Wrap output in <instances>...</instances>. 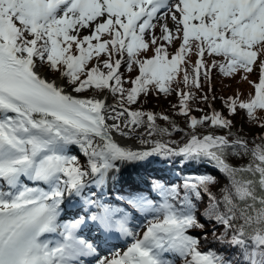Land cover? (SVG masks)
Segmentation results:
<instances>
[{
  "label": "snow or ice",
  "instance_id": "6c2138e0",
  "mask_svg": "<svg viewBox=\"0 0 264 264\" xmlns=\"http://www.w3.org/2000/svg\"><path fill=\"white\" fill-rule=\"evenodd\" d=\"M161 41L180 44L170 54ZM192 54L198 59L189 69ZM206 56L223 59L208 64ZM122 68L139 75L126 80ZM212 68L224 76L259 69V82L249 81L254 96L226 106L231 115L241 109L252 122L260 120L264 0H0V264H86L85 258L87 264H174L166 254L184 264H264V136L250 148L245 138L229 139L233 124L222 113L190 116L191 89L202 91L201 78L210 81ZM45 73H59L71 91ZM88 89L119 100L109 105L73 94ZM150 92L179 95L180 114L190 117L193 130L183 146L140 136L152 146L134 150L114 139L138 135V127L148 137L173 135L155 123L174 124L166 114L127 107ZM205 123L228 135L198 136ZM73 150L85 157L83 165ZM230 156L248 162L233 165ZM157 158H175L181 171L211 168L228 184L217 197L210 186L218 181L207 171L181 184L146 180L143 172ZM128 169L141 174L126 178ZM148 215L153 218L140 236L133 225ZM209 236L219 250L200 249Z\"/></svg>",
  "mask_w": 264,
  "mask_h": 264
},
{
  "label": "trees",
  "instance_id": "16d2710c",
  "mask_svg": "<svg viewBox=\"0 0 264 264\" xmlns=\"http://www.w3.org/2000/svg\"><path fill=\"white\" fill-rule=\"evenodd\" d=\"M167 46H171V45H167ZM168 49H171V48L168 47ZM173 49H176V48H173ZM211 59L213 61V59H215V58H211ZM216 59H221V58L216 57ZM90 66H92V65L89 64V67ZM134 68H135V66H134ZM122 72H124L123 69H122ZM134 72L136 75L138 73V69L134 70L133 72H131L129 74L133 75ZM242 72H243V70H240L237 73L241 74ZM240 74L236 75L235 77L240 76L239 78H241L242 75H240ZM211 75L214 76V80H215V78H218V79L224 81V79L227 77V76L222 75L218 68H212ZM124 78H125V75H124ZM252 81H253V79H252ZM248 83L249 82H247V84ZM252 85H253L252 83H249L250 88L252 87ZM172 86H173V88L177 87V85H175V84H173ZM124 87L128 88L126 85H124ZM180 88H184L183 84L180 85ZM230 88L234 89V92L240 93V95H241L240 101H243L242 99L244 98L245 94H249V92H250V89H248V88L246 89L244 86H242L239 89H236L235 87H230V85L228 83L221 84V83L217 82V84L214 85V87L212 89H208L207 86L205 85L202 87V91L196 90V92L194 93L196 98L193 100H189V107L192 109L193 112L197 113L196 116L198 119H202L205 116H210L212 111H211V109H209L207 102L203 101L201 99L202 95L199 94V92H204V94H207L209 91L208 94L210 95V93H211L212 97H215L214 102H213V105L215 106L214 107L215 111L222 113L233 124V127H232L233 135L231 137H229V139H235L238 135L242 138L247 139L250 142L249 146L253 147L254 144L251 143V141H253V139L255 138V143H261V141L259 140V137L264 136V127H258L257 126L258 123L261 125H264V115H256L257 117H260V120L252 123V133H245L242 130V126L249 119L246 116L245 110L237 109V114L231 115L228 107L226 106V102H230L229 98H228ZM88 90H90V89H88ZM104 92H106V90ZM174 94H175V92H173L171 95H168V96H166L164 94H158L156 92H150L148 95L141 94L138 98L139 103L137 106H135L137 102L130 105V106H127V107H129V110H131V111L139 110V111H143V112H152V113L156 114L157 116H161V114H166L167 116H169L170 120L173 121L174 124L169 123L168 121H165L162 118L157 119L155 122L157 125H159L162 128H168L170 130H173V135H171V136H164V137H158L157 136L158 139H162V140L167 141V142H169L168 140H170L169 143H173V142H171V140L178 141L180 136H183L185 141H187L188 133L193 131L190 126L186 127V125L184 123L183 117L180 114V109H179L180 103L175 105L177 107H173V105L170 106L169 103H162L159 100V98L161 96H162V98H166V99L174 98V97H176ZM209 95H207V96H209ZM118 100H119V96H118L117 101ZM172 127L173 128L178 127L180 129H183V132L176 133L174 131V129H172ZM201 130H202L201 126L198 125L197 129L195 130L196 134L202 135L205 133L204 131H201ZM208 132H211L213 134H219V135H228L227 132H225L223 130L215 129L212 126H210V128L208 129ZM178 134H180V136H178ZM170 161H171V163H170L169 167L162 166L161 168L168 170L167 176H165L164 178H166L168 180H172L176 184H181L183 182V180L188 176L194 177L198 173H202L205 171L210 172L212 175H214L218 181L216 184L210 186V191L213 194H216L217 197H219L220 189L224 185L228 184V180L223 175L215 172L211 168L185 169V170L181 171V168L183 166L180 164H177L175 162V158L167 160V162H164V164L167 166V164ZM228 162L230 164H233V165H243V164H246L248 162V157L245 156L243 159H240V158H237L236 156H230ZM160 177H162V176H159L158 178H160ZM162 182H164V181H162ZM0 184H3L2 181H0ZM128 186L129 185H126L124 188L127 189ZM165 186L171 187V185L167 184V183L165 184ZM104 199L107 200L106 197ZM159 202L163 203V199L159 200ZM207 202H208V197L205 196L203 199V202L199 203L197 205V215L198 216L206 208ZM190 231L193 235H195L200 230L199 229H192ZM211 241H212L211 236L208 237V242H205L203 239H201L200 249L202 251L207 250L208 248H213V249L219 250L221 246L218 244H213V243H211ZM181 264H184L183 258L181 259Z\"/></svg>",
  "mask_w": 264,
  "mask_h": 264
},
{
  "label": "rangeland",
  "instance_id": "374dc122",
  "mask_svg": "<svg viewBox=\"0 0 264 264\" xmlns=\"http://www.w3.org/2000/svg\"><path fill=\"white\" fill-rule=\"evenodd\" d=\"M168 27L170 28V29H174V24L172 23V21L171 20H169L168 21ZM89 33L88 32H86V31H84V32H82L81 33V35H88ZM154 34L157 36V37H159L160 35H161V26H160V24H157V26H156V28L154 29ZM161 43H164L165 44V46L167 47V50L169 51V53L170 54H172V53H174L175 51H176V49L179 47V44H180V41H175L171 46H167L168 44H167V42H164V41H161ZM168 47H170L171 49H168ZM173 48H176V49H173ZM195 51V49H193V52ZM154 53L152 52V51H150L149 53H148V56H151V55H153ZM210 57V58H209ZM141 58H143V53H141ZM211 58H215V60H217V61H221V59H223L222 57H220L221 59H216V57H212V56H206L205 57V59L207 60V62H208V64H211L213 61H212V59ZM197 59H198V57L195 55V54H192L191 55V57H190V59L188 60V62H187V65L186 66H188L189 67V69H191V66H193V65H195L196 64V62H197ZM96 63V61H95V59L93 60V61H91L90 62V65H94ZM91 67V66H90ZM123 69V73H124V75H125V79L127 80V79H130V78H134V77H136L137 75H139V72L135 75V72H134V74L133 75H131V74H129L127 71H125V69L124 68H122ZM240 74V73H239ZM238 73H235L233 76H227L225 79H224V81H222V80H220V79H218V78H215V80H214V76H212L211 75V79H210V81H205L203 78H201V84H202V87L203 86H207V88L208 89H212L213 87H214V85H216L217 84V82H219V83H221V84H224V83H228L229 85H230V87H235L236 89H239V88H241L242 86H244L246 89L248 88V89H250V92H249V94H245V96H244V98L242 99L243 101H247L251 96H254V94H255V89H254V87H253V85H252V87L250 88L249 87V83L247 84V82H249V81H252V79H253V81L255 82V83H258L259 82V69L258 68H254V71L252 72V73H246V72H242L240 75H242L241 76V78H239L240 76H238V77H235L236 75H239ZM45 75L47 76V77H50L51 78V80H62V82H63V85L65 86V88H66V91H71V89L70 88H67V85H66V81L64 80V79H60V78H58L59 77V73H55V74H53V73H45ZM245 76H247V79H244V77ZM254 77V78H253ZM180 79H182V74H181V76H180ZM252 81V82H253ZM127 87H131L132 85L131 84H128V83H126L125 84ZM227 87V86H226ZM185 91H187V89H184ZM196 90L197 89H195V88H192L191 89V91L193 92V93H195L196 92ZM229 95H228V98H229V101L231 100V99H233V98H236V99H238V100H240V98H241V95H240V93L239 92H234V89H232V88H230L229 89ZM93 92H94V90L93 89H90V91H84V92H82V93H80V94H77L78 96H80V97H82V98H86L87 96H90V97H92V96H94L93 95ZM211 92V91H210ZM98 93H100L101 95L100 96H97L98 98H100V97H102L103 95H105V94H107L108 96H109V102H108V104L109 105H111V104H116V102H117V99H118V96H116V97H113L110 93H108V92H98ZM208 93H209V91H208ZM207 93V95H209ZM199 94L200 95H203L204 94V92H199ZM176 97H174V98H170V99H166V98H162V96L159 98V100H160V102H162V103H169V105L170 106H174V105H176V104H179L180 103V97H179V95H177V93L175 92V94H174ZM209 97V99H208V101H206L207 102V105H208V107H209V109H211V111L213 112V110H215L214 109V105H213V102H214V100L212 99V95H211V93H210V95L208 96ZM138 101H137V103H136V105L135 106H137L138 105ZM191 109V108H190ZM212 112H211V114H212ZM196 114L197 113H195V112H193L192 111V109H191V112H190V116H194V117H196L197 118V116H196ZM255 115H264V112H262V111H260V110H256V113H255ZM182 117H183V120H184V123H185V125H186V127L187 126H190L189 124H190V117L189 116H184V115H182ZM252 123H254V122H252L251 120H249L248 119V121L246 122V123H244V125L242 126V130L245 132V133H252ZM210 124H208V123H206V124H204L203 126H201V131H205V128H210ZM172 129H174L173 127H172ZM145 132V133H144ZM147 132H148V129L146 128V127H138L137 128V134L138 135H135V136H130V137H127V139H128V141L131 143V144H138L137 146H138V148H140V149H146V150H148V149H150L151 148V146H152V144H141V141H140V136H143L145 139H150L152 142H155L156 140H158V138H157V136L156 135H152L151 137H148V135H147ZM178 136H180V134H178ZM169 142H170V140H168ZM171 142H174V143H171L174 147H180V146H183V143L184 142H186L185 141V139H184V137L183 136H180L179 137V140L178 141H174V140H171ZM73 153L74 154H78V153H76L75 152V150H73ZM78 156H79V160H80V162H81V164L83 165V158H85L83 155H79L78 154ZM157 160H163V158H157ZM85 161V160H84ZM153 167V166H152ZM138 173V171L137 172H135L134 174H137ZM133 174V175H134ZM153 218V217H152ZM151 218V219H152ZM149 220V219H148ZM146 223H147V220H145V221H143V223L140 225V227L137 229V234L138 235H140V236H142V234H143V231H145L146 230V228H145V225H146ZM181 263V261H179V262H176V264H180Z\"/></svg>",
  "mask_w": 264,
  "mask_h": 264
},
{
  "label": "bare ground",
  "instance_id": "6f19581e",
  "mask_svg": "<svg viewBox=\"0 0 264 264\" xmlns=\"http://www.w3.org/2000/svg\"><path fill=\"white\" fill-rule=\"evenodd\" d=\"M57 84H60V85H63V82H62V80H56L55 81ZM86 98H92V97H90V96H88V97H86ZM97 99H106L107 100V104H108V102H109V96L107 95V94H105V95H103L102 97H100V98H97ZM108 123H112V121H107ZM114 139L117 141V142H119L120 144H121V146H126V147H129V148H132V149H134V150H142V149H140V148H138V146L136 145V144H131V143H128L124 138H122V137H120L118 134H114ZM137 146V147H136ZM143 150H146V149H143ZM79 157V156H78ZM84 160H85V158H83ZM84 160H83V162H84ZM176 162V161H175ZM170 163H171V161L167 164V166L164 164V163H161L160 165H159V168L160 167H162V166H164V167H169V165H170ZM178 164V163H177ZM181 165V164H180ZM157 171V167H151L148 171H145V172H143V174L144 175H146V177H150V173H153V172H156ZM135 172H137V170H135V169H128V171H126L125 173H124V175H125V177L126 178H128V177H133V174L135 173ZM155 174V173H154ZM153 174V175H154ZM165 176H167V173L166 174H164V177ZM26 179V178H25ZM27 182V181H26ZM44 187L46 188L47 186L46 185H44ZM151 215H148L147 216V218H149ZM142 219H145L144 218V216H142ZM142 222V221H141ZM134 224H140V221L139 220H136V222L134 223ZM54 236V237H53ZM49 236H47V238H48ZM50 237H53L55 240H57V239H59V236H58V234H52V235H50Z\"/></svg>",
  "mask_w": 264,
  "mask_h": 264
},
{
  "label": "water",
  "instance_id": "95a60500",
  "mask_svg": "<svg viewBox=\"0 0 264 264\" xmlns=\"http://www.w3.org/2000/svg\"><path fill=\"white\" fill-rule=\"evenodd\" d=\"M251 148V147H250Z\"/></svg>",
  "mask_w": 264,
  "mask_h": 264
}]
</instances>
